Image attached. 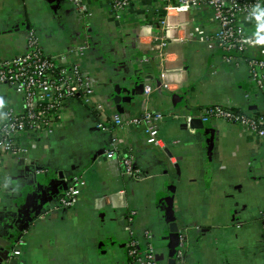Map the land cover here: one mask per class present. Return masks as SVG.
Listing matches in <instances>:
<instances>
[{
  "label": "crops",
  "instance_id": "crops-1",
  "mask_svg": "<svg viewBox=\"0 0 264 264\" xmlns=\"http://www.w3.org/2000/svg\"><path fill=\"white\" fill-rule=\"evenodd\" d=\"M164 1L136 0L118 11L112 0H83L81 8L71 0H0V62L25 53L34 32L47 55L80 63L104 104L97 111L69 101L52 130L27 132L28 156L4 155L0 264H126L132 239L171 264L172 220L180 233L189 228L188 264H264V139L224 119H200L209 105L264 111V88L243 58L227 63L208 46L205 37L219 27L209 7L191 9V37L178 45L181 88L163 87V61L137 39L142 25L160 34ZM243 24L264 36V18ZM0 99V120L8 107L24 108L9 84L0 82ZM146 110L165 115L163 147L148 143L142 125L98 127L115 113L128 120ZM114 143L119 155L106 152ZM120 154L132 157L139 177L126 176ZM75 176L84 183L64 207ZM16 244L20 253L11 257Z\"/></svg>",
  "mask_w": 264,
  "mask_h": 264
},
{
  "label": "built area",
  "instance_id": "built-area-1",
  "mask_svg": "<svg viewBox=\"0 0 264 264\" xmlns=\"http://www.w3.org/2000/svg\"><path fill=\"white\" fill-rule=\"evenodd\" d=\"M71 1L81 8L83 0ZM135 1L112 0V3L116 10L123 11L130 8ZM260 4L261 0H165L158 25L160 34L154 32V25L140 26L137 47H148L158 54L165 66L161 72L162 86L170 91L179 90L186 69L184 54L178 45L191 37L190 11L193 8L209 7L219 27L205 37L208 46H216L227 63H236L239 58H243L251 81L258 89H263L264 45L256 44L258 38L246 33L243 24L244 21L256 18L257 13L254 10ZM0 82L13 86L24 101L21 111L8 107L0 120V175L4 155L13 153L19 158L28 156L30 148L27 132L37 129L52 130L61 115V109L69 101L81 99L97 111L104 108V104L96 100L91 79L83 72L80 63L74 61L63 64L59 58L47 55L34 32H30L25 53L0 62ZM152 90L151 86L145 87V93L148 95ZM164 117V113L157 110H146L128 120L115 113L110 121H100L98 127L107 131L115 126L142 125L148 143L163 147L159 131ZM213 118L237 124L264 139V111L252 110L246 113L220 105H209L203 110L200 119L209 121ZM106 152L109 155H119V147L114 143ZM120 162L126 176H140L141 170L135 167L130 155L120 154ZM73 182L61 197L64 207L72 206L77 201L80 192L78 186L84 183L79 176H75ZM1 196L0 186V198ZM262 227L264 228V219ZM188 229L179 234L175 264H188ZM19 253L20 249L16 244L11 257ZM127 254L126 264H159L152 245L141 249L133 239L127 244ZM8 264L15 263L9 259Z\"/></svg>",
  "mask_w": 264,
  "mask_h": 264
},
{
  "label": "clouds",
  "instance_id": "clouds-1",
  "mask_svg": "<svg viewBox=\"0 0 264 264\" xmlns=\"http://www.w3.org/2000/svg\"><path fill=\"white\" fill-rule=\"evenodd\" d=\"M257 14H256V19L259 21L262 18H264V9L259 8V6L257 7V9L254 10ZM260 31L264 32V25H261L260 27ZM256 44H260V45H264V36H260L256 41ZM3 106V101L2 99H0V107Z\"/></svg>",
  "mask_w": 264,
  "mask_h": 264
},
{
  "label": "water",
  "instance_id": "water-1",
  "mask_svg": "<svg viewBox=\"0 0 264 264\" xmlns=\"http://www.w3.org/2000/svg\"><path fill=\"white\" fill-rule=\"evenodd\" d=\"M170 229H171L172 232H174V236H173L174 237V247H175V250H177V246H178V242H179V234H180V232H179V226H178L177 222H175L174 220H172L171 223H170ZM14 237L15 236H13V238ZM175 259L176 258H173L171 264H175Z\"/></svg>",
  "mask_w": 264,
  "mask_h": 264
}]
</instances>
